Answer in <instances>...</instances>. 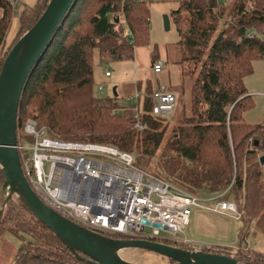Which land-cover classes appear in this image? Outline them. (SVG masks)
I'll list each match as a JSON object with an SVG mask.
<instances>
[{
	"label": "trees",
	"instance_id": "obj_1",
	"mask_svg": "<svg viewBox=\"0 0 264 264\" xmlns=\"http://www.w3.org/2000/svg\"><path fill=\"white\" fill-rule=\"evenodd\" d=\"M49 1L23 6L19 30L8 44L16 7L13 0H0V73L12 46L38 21ZM179 1L170 17L180 36L181 76L191 79L192 88L189 112L184 107L170 134L169 122L152 113L151 84L145 86V97L123 111L115 99H100L93 92L96 55L100 63L132 59L135 45L148 42L150 11L145 0H76L24 87L17 134L24 137L23 127L32 119L52 138L115 146L132 154L143 170L162 147L158 167L164 175L152 173L199 196L227 190L223 198L237 205L240 219L249 226L236 247L202 250L234 257L241 264H264L263 253L244 245L251 227L264 234V121L245 119L254 105L245 78L253 73L255 59L264 60V0H234L230 7L217 0ZM126 28L132 43L123 35ZM141 87L138 82L137 91ZM138 122L146 127L138 129ZM26 137L23 142L33 140ZM4 181L0 167V208L6 198ZM5 232L21 242L15 264H96L69 249L16 196L4 209L0 234ZM161 242L195 249L181 241Z\"/></svg>",
	"mask_w": 264,
	"mask_h": 264
},
{
	"label": "built area",
	"instance_id": "obj_2",
	"mask_svg": "<svg viewBox=\"0 0 264 264\" xmlns=\"http://www.w3.org/2000/svg\"><path fill=\"white\" fill-rule=\"evenodd\" d=\"M123 35L130 39L132 32L126 28ZM153 69L156 73L162 72L163 62H154ZM105 74L111 75L109 71ZM142 96L145 94H136V98ZM151 98L153 115L165 116L175 111L177 94L166 86L154 89ZM136 126L146 127L139 122ZM23 134L24 137L18 136L17 148L21 151L25 175L37 194L62 215L104 235L160 242L175 240L193 245L194 250L202 249L180 238L190 224L192 207H203L199 195L139 168L132 154L115 146L52 138L32 119L25 123ZM26 136L33 137L28 145L22 140ZM226 192L217 195L218 202L208 210L232 212L235 219H240L242 213L237 205L223 198ZM155 223L166 226L167 230L155 227ZM148 227L150 232L146 231ZM163 232L170 233L171 237L164 236Z\"/></svg>",
	"mask_w": 264,
	"mask_h": 264
},
{
	"label": "rangeland",
	"instance_id": "obj_3",
	"mask_svg": "<svg viewBox=\"0 0 264 264\" xmlns=\"http://www.w3.org/2000/svg\"><path fill=\"white\" fill-rule=\"evenodd\" d=\"M145 1L148 3L150 11L148 42L135 45L132 59L108 60L100 63L96 55L93 92L100 99H115L121 107L119 110L123 111L124 107L137 101V93L144 95L147 83L151 84L152 89L166 86L169 90L174 91L178 97L175 111L172 114L160 116L169 122L167 133L170 134L172 127L179 121L184 107L189 112L192 88L191 79H183L181 76L178 45L180 36L177 27L171 17L170 29H166L164 24V16H170L173 10L178 9L180 1ZM221 2L230 7L234 0H221ZM21 6H23L22 2ZM19 10L20 8L16 12L17 14ZM228 11L225 12L224 20L227 19ZM122 23L124 24L123 19ZM156 61L163 62V70L160 73H156L153 69V63ZM253 68V73L245 78V84L250 95H252L254 105L245 112V119L250 123H259L264 121V60L255 59ZM106 71H109L112 76H106ZM138 82L142 86L139 92L137 91ZM100 86L103 87V90H100ZM142 98L143 96L140 99ZM45 130L47 131L46 128ZM25 143L26 145L30 144V142ZM162 153L163 148L161 147L145 171L164 175L158 167ZM215 197L217 195L200 196L203 200L201 201L203 207H192L193 213L190 224L181 233L180 238L193 239L192 241L198 245L212 243L237 246L242 231H247L249 226H244L241 219H235V213L209 211L208 207H213L218 202ZM163 234L166 237H171L168 232H163ZM20 243V240L9 232L0 234V264H15L13 259ZM244 245L249 250L264 254V234L255 232L251 227L245 236ZM121 255L136 263H168L166 259L151 251L126 249L121 251Z\"/></svg>",
	"mask_w": 264,
	"mask_h": 264
},
{
	"label": "water",
	"instance_id": "obj_4",
	"mask_svg": "<svg viewBox=\"0 0 264 264\" xmlns=\"http://www.w3.org/2000/svg\"><path fill=\"white\" fill-rule=\"evenodd\" d=\"M75 3L76 0H50L38 21L12 46L0 73V167L5 179L2 191L6 195L0 208V226L5 207L16 196L69 249L89 256L96 264H142L122 257L121 251L132 248L155 252L175 261L162 264H241L234 257L202 249L187 250L155 240L114 238L95 232L50 207L33 189L17 148L19 105L31 72ZM164 24L170 29L169 15L164 16ZM260 162L264 164V155L260 156ZM141 222L150 224L148 220ZM154 226L167 230L160 223ZM146 231L150 232V228Z\"/></svg>",
	"mask_w": 264,
	"mask_h": 264
},
{
	"label": "crops",
	"instance_id": "obj_5",
	"mask_svg": "<svg viewBox=\"0 0 264 264\" xmlns=\"http://www.w3.org/2000/svg\"><path fill=\"white\" fill-rule=\"evenodd\" d=\"M21 2L23 4V6L24 5L34 6L38 2V0H16V2L14 4V7H16V12L18 11L19 8H20V10H19L18 14L16 13L14 15V17H13L12 24H11V27H10V30H9V33H8V36H7L8 44H10L13 41L14 37L16 36V34H17L18 30H19V14H20V11L23 8V6L20 7ZM110 76H112V74ZM172 92H174V91H172ZM192 213H193V211H192ZM192 240L193 239H190L189 241L194 242ZM213 245H222V244H212V243H206L204 245L200 244L201 248H203L204 246H213ZM222 246H228V245L223 244ZM235 246H230V247H235Z\"/></svg>",
	"mask_w": 264,
	"mask_h": 264
}]
</instances>
